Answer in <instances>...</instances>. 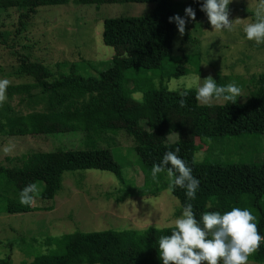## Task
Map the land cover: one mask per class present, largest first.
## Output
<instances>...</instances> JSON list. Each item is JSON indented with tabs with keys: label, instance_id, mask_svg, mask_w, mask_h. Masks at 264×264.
Segmentation results:
<instances>
[{
	"label": "trees",
	"instance_id": "trees-1",
	"mask_svg": "<svg viewBox=\"0 0 264 264\" xmlns=\"http://www.w3.org/2000/svg\"><path fill=\"white\" fill-rule=\"evenodd\" d=\"M69 1L94 5L151 2L153 8L146 15L102 20L101 41L112 50L102 70L85 72L84 68L92 67L88 61L70 65L67 72L52 77L39 62L21 59L20 73L30 76L32 81L15 85L13 93L27 102L28 110L0 107V135L80 131L91 138L122 131L135 139L133 151L146 167L159 164L167 151L178 147V155L199 180L195 199L189 200L186 189L179 187L170 192L180 209L191 203L198 220L208 211L223 214L234 207L249 209L257 218L259 234L264 236V161L258 165L234 162L226 166L216 162L194 163L192 159L196 138L212 142L225 136L264 134V74L259 97L209 106L198 103L192 89L184 107L180 106V92L184 88L156 87L145 74L150 73V77L163 74V62L174 34V22L170 23L169 18L186 16L188 7L195 12L194 20L203 17L204 0H0V7L19 8L22 10L19 16L26 17L39 6ZM190 67L197 73L196 57L181 54L167 77L186 75ZM214 79L218 86L227 85L219 73ZM133 93H139V99L132 97ZM170 133L176 139L168 142L166 136ZM5 159L7 164L0 163V213L49 210L65 171L98 169L111 173L121 183L124 180L107 146L34 150ZM12 160L20 161L14 164ZM37 181L42 183L38 197L43 204L22 205L21 190ZM148 192L156 193L153 189ZM173 229L174 226L149 225L140 230H74L50 237L48 242L55 244L56 249L35 255L27 264H163L159 239L171 235ZM249 261L264 264V243Z\"/></svg>",
	"mask_w": 264,
	"mask_h": 264
},
{
	"label": "rangeland",
	"instance_id": "rangeland-1",
	"mask_svg": "<svg viewBox=\"0 0 264 264\" xmlns=\"http://www.w3.org/2000/svg\"><path fill=\"white\" fill-rule=\"evenodd\" d=\"M258 2L231 0L228 6L229 19L234 25L231 31L213 30L206 14L196 20L180 16L187 21L185 32L181 36L174 22L173 39L163 62V74L151 77L150 73L145 74L156 87L178 90L185 87L189 76L199 74L202 84L204 78L210 75L214 79L219 73L224 76L226 84L235 83L242 89L243 97L237 100L259 97L264 74V43L249 41L243 31L248 23L255 21ZM152 8L151 2L94 5L69 1L60 5L39 6L23 17L19 16L22 12L19 8L0 7V79L11 82L3 106L20 112L28 110L27 102L13 93L15 85L32 81L30 76L20 73L21 59L39 62L52 77L67 72L70 65H82L88 61L92 67L84 68L85 72L102 70L112 55L111 48L101 41L102 20L146 15ZM181 54L196 57L197 73L190 67L188 74L168 78L167 73ZM75 70L81 72L78 67ZM137 94L131 96L139 99L140 94ZM222 102V99H214L211 104ZM174 139V133L166 136L168 142ZM134 144L135 139L122 131L105 132L91 138L80 131L0 135V163L7 164L5 157H18L34 150L107 146L124 178L121 183L111 173L98 169L65 171L49 210L36 209L15 214L1 212L0 264H27L35 255L56 249L55 244L48 242L50 237L74 230H140L149 225L174 226L175 219L183 210L168 189L166 173L159 174L154 181L152 167L140 163L133 151ZM195 144L192 159L194 154L201 152L202 162L229 166L234 162L258 165L264 161V134L225 136L212 142L196 138ZM8 146L14 147L5 154L4 149ZM19 161L11 162L18 164ZM36 185L39 190L42 188L40 181ZM151 189L156 193H149ZM42 204L38 194H35L32 205L39 207ZM249 264L257 263L249 261Z\"/></svg>",
	"mask_w": 264,
	"mask_h": 264
},
{
	"label": "clouds",
	"instance_id": "clouds-1",
	"mask_svg": "<svg viewBox=\"0 0 264 264\" xmlns=\"http://www.w3.org/2000/svg\"><path fill=\"white\" fill-rule=\"evenodd\" d=\"M231 0H204L201 11L205 12L213 30H233V20L229 19ZM185 15L195 19L192 8L185 9ZM255 21L248 23L243 31L249 41L264 43V0H259L255 10ZM175 22L179 34L185 32L187 21L175 15L169 18ZM237 22L238 19H237ZM10 80L0 79V107L7 101V89ZM195 89V99L203 105H211L214 99L230 101L235 104L238 97H243L242 89L235 83L218 86L212 76L203 79L200 75H192L186 79L184 90L180 92V106H186L188 92ZM139 95V94H137ZM14 146L5 147L8 154ZM180 149L167 151L159 164L151 170L155 181L161 173H166L169 191L175 188L186 189V197L195 199L199 180L192 175V168L178 155ZM203 153L194 154L193 162H202ZM39 193L35 183L25 186L19 199L22 205L31 206L34 194ZM264 236L259 234L256 216L249 209L232 208L221 214L218 211L202 213L198 220L193 205H184L183 211L174 221L171 235L159 239V257L163 264H249V257L259 251Z\"/></svg>",
	"mask_w": 264,
	"mask_h": 264
}]
</instances>
